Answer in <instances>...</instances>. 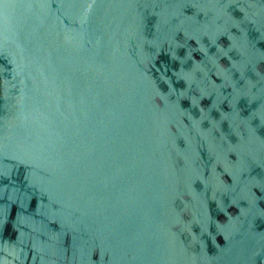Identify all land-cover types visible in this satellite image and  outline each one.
Here are the masks:
<instances>
[{
    "label": "water",
    "instance_id": "1",
    "mask_svg": "<svg viewBox=\"0 0 264 264\" xmlns=\"http://www.w3.org/2000/svg\"><path fill=\"white\" fill-rule=\"evenodd\" d=\"M0 264H264V0H0Z\"/></svg>",
    "mask_w": 264,
    "mask_h": 264
}]
</instances>
